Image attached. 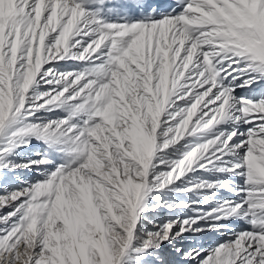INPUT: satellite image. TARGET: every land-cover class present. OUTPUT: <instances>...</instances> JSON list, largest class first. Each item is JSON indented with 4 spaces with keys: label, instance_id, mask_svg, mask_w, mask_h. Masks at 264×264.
<instances>
[{
    "label": "snow or ice",
    "instance_id": "6c2138e0",
    "mask_svg": "<svg viewBox=\"0 0 264 264\" xmlns=\"http://www.w3.org/2000/svg\"><path fill=\"white\" fill-rule=\"evenodd\" d=\"M0 264H264V0H0Z\"/></svg>",
    "mask_w": 264,
    "mask_h": 264
},
{
    "label": "rangeland",
    "instance_id": "374dc122",
    "mask_svg": "<svg viewBox=\"0 0 264 264\" xmlns=\"http://www.w3.org/2000/svg\"><path fill=\"white\" fill-rule=\"evenodd\" d=\"M238 92H240L241 94H243L242 90H237ZM219 237H205V240H209V239H218Z\"/></svg>",
    "mask_w": 264,
    "mask_h": 264
},
{
    "label": "bare ground",
    "instance_id": "6f19581e",
    "mask_svg": "<svg viewBox=\"0 0 264 264\" xmlns=\"http://www.w3.org/2000/svg\"><path fill=\"white\" fill-rule=\"evenodd\" d=\"M169 2H171V0H169ZM25 176L31 175L30 173H27L26 171L24 173H22Z\"/></svg>",
    "mask_w": 264,
    "mask_h": 264
}]
</instances>
